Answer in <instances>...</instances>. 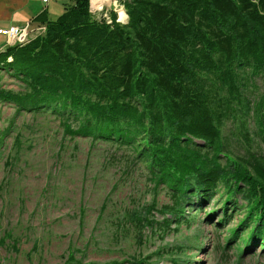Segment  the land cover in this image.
<instances>
[{"label": "trees", "instance_id": "1", "mask_svg": "<svg viewBox=\"0 0 264 264\" xmlns=\"http://www.w3.org/2000/svg\"><path fill=\"white\" fill-rule=\"evenodd\" d=\"M122 3L126 23L115 13L111 22L95 17L89 0L40 16L42 34L0 51V71L21 85H0V101L55 114L70 136L129 148L170 196L160 209L165 228L216 202L207 214L222 215L216 228L243 214L226 247L234 242L239 258L257 245L264 254V155L249 136L251 122L264 135V0ZM229 122L239 153L228 148ZM3 138L0 131V146ZM74 254L71 247L64 264H82Z\"/></svg>", "mask_w": 264, "mask_h": 264}, {"label": "rangeland", "instance_id": "2", "mask_svg": "<svg viewBox=\"0 0 264 264\" xmlns=\"http://www.w3.org/2000/svg\"><path fill=\"white\" fill-rule=\"evenodd\" d=\"M122 1L101 0L93 10L102 11L93 15L103 19L116 10L126 23ZM43 26L28 24L30 38L40 35ZM0 74L3 89L21 88L5 70ZM256 80L261 86L263 79ZM249 127L252 151L264 155V135L254 134L252 122ZM0 131V264H64L71 247L82 264H130L146 256L149 264H264L258 245L254 254L241 258L234 242L226 247L229 231L243 214L216 228L220 212L207 220L211 210L218 211L216 202L186 211L192 219L188 223L160 225V209L171 205L170 196L155 187L129 148L70 136L55 114L18 111L4 101ZM236 132V124H226L228 148L239 153ZM147 221L154 224L143 226Z\"/></svg>", "mask_w": 264, "mask_h": 264}, {"label": "crops", "instance_id": "3", "mask_svg": "<svg viewBox=\"0 0 264 264\" xmlns=\"http://www.w3.org/2000/svg\"><path fill=\"white\" fill-rule=\"evenodd\" d=\"M71 0H51L47 5L41 0H0V31L10 25L30 24L35 28L41 24L40 16L49 20L60 15ZM7 38L0 32V51L8 45Z\"/></svg>", "mask_w": 264, "mask_h": 264}, {"label": "built area", "instance_id": "4", "mask_svg": "<svg viewBox=\"0 0 264 264\" xmlns=\"http://www.w3.org/2000/svg\"><path fill=\"white\" fill-rule=\"evenodd\" d=\"M41 1H42V3L46 4L51 0H41ZM1 32L3 34H6L5 36L7 38V41L8 40H16V41H20V43H24L29 38V36H28V33H29L28 24H26L22 27L10 26L6 29L1 30Z\"/></svg>", "mask_w": 264, "mask_h": 264}, {"label": "bare ground", "instance_id": "5", "mask_svg": "<svg viewBox=\"0 0 264 264\" xmlns=\"http://www.w3.org/2000/svg\"><path fill=\"white\" fill-rule=\"evenodd\" d=\"M100 1H101V0H92L93 7H91V8L93 9V8H94V5H95L96 3H99ZM49 2H50V1H49ZM49 2H48V3H49ZM90 2H91V0H90ZM116 2H120V0H117V1H116V0H113V3H114L113 5H116ZM48 3H46L45 5H47ZM43 4H44V3H43ZM104 4H105V3L103 2L102 5L104 6ZM99 5L102 6L101 4H99ZM91 8H90V11L92 12V14H95V12H96L97 15H98L99 12H101L102 9H103V7H102V8H98V9H96V10H92ZM113 12L115 13L116 10H115V11H114V10H113V11H110L109 13H108V12H107V13H104L103 19H105V21H109V20L111 21V13H113ZM124 12H125V11H124ZM102 13H103V12H102ZM125 13H126V12H125ZM100 15H101V14H100ZM117 15H118V14L114 15V16H116L117 21L120 22V23H123L122 20L120 19V17L117 16ZM44 30H45V27L43 26L42 29H41L42 33L44 32ZM0 32H1V31H0ZM42 33H41V34H42ZM1 34L4 35V36L6 35V34H3L2 32H1ZM28 36H29V38H28V40H29L31 35H28ZM5 37H6V36H5ZM28 40H27V41H28ZM27 41H26V42H27ZM8 42H9V43H13V42L20 43V41H16V40H8ZM24 43H25V42H24ZM20 44H23V43H20Z\"/></svg>", "mask_w": 264, "mask_h": 264}]
</instances>
